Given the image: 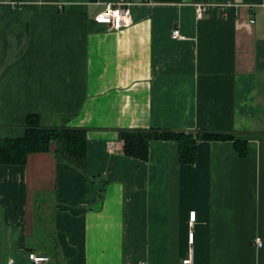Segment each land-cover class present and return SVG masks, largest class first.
<instances>
[{
    "label": "crops",
    "instance_id": "1",
    "mask_svg": "<svg viewBox=\"0 0 264 264\" xmlns=\"http://www.w3.org/2000/svg\"><path fill=\"white\" fill-rule=\"evenodd\" d=\"M115 1L0 2V139L28 114L85 129L97 178L50 152L0 165V264H180L190 247L193 264H264V0H133L112 32L94 17ZM137 129L231 133L247 154L200 141L185 165L153 140L141 161L119 150Z\"/></svg>",
    "mask_w": 264,
    "mask_h": 264
},
{
    "label": "trees",
    "instance_id": "2",
    "mask_svg": "<svg viewBox=\"0 0 264 264\" xmlns=\"http://www.w3.org/2000/svg\"><path fill=\"white\" fill-rule=\"evenodd\" d=\"M22 3L26 0H0ZM119 150L126 157L146 161L150 141H171L178 145L180 164L193 165L196 157V144L200 141H231L234 150L241 158L247 154L244 140L234 138L231 133L220 132H175L170 130H119ZM52 153L56 163H62L93 182L97 178L88 177L86 130L65 126L44 127L37 114H28L25 119L22 137L0 139V165H24L28 155Z\"/></svg>",
    "mask_w": 264,
    "mask_h": 264
},
{
    "label": "built area",
    "instance_id": "3",
    "mask_svg": "<svg viewBox=\"0 0 264 264\" xmlns=\"http://www.w3.org/2000/svg\"><path fill=\"white\" fill-rule=\"evenodd\" d=\"M135 5L133 0H116L113 3L105 4L104 9L100 11L94 17V22L98 25L105 26L109 31L118 32L125 30L133 25V19L131 16V7ZM210 7L207 2L197 3L193 5L196 19H201L206 10ZM252 23V21H251ZM171 38L173 40H185L179 29L175 28L171 31ZM196 218L195 212H189V223L194 222ZM188 242L190 245L193 243V233H188ZM256 247H261V240L259 238L254 239ZM31 264H43L48 261L46 256H37L33 253L27 255ZM180 264H193L192 248L188 250V254L182 259Z\"/></svg>",
    "mask_w": 264,
    "mask_h": 264
}]
</instances>
